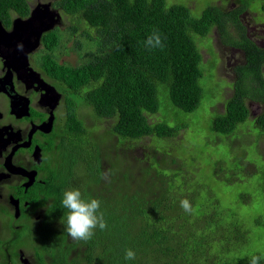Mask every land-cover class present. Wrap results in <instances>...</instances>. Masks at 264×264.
<instances>
[{
    "label": "trees",
    "instance_id": "16d2710c",
    "mask_svg": "<svg viewBox=\"0 0 264 264\" xmlns=\"http://www.w3.org/2000/svg\"><path fill=\"white\" fill-rule=\"evenodd\" d=\"M166 1H48L54 9L70 16L72 35L79 32L83 23L96 31V36H86L95 44L96 51L78 66L60 63L55 53L63 46V38L55 31L44 40L45 53L36 65L81 93L80 105L95 118L113 119L112 129L104 131L102 136L109 141L116 138L119 146L146 137L170 139L178 135L180 128L149 122L148 114L157 115L160 108L157 84L166 86L171 104L180 111L193 113L200 107L202 47L199 50L192 34L207 37L216 29L222 39L231 41L246 56L245 65L235 70L237 81L225 112L213 122L215 133L230 136L248 122V100L264 105V47L248 36L241 21L242 9L252 8L254 0H240L246 4L232 11L210 6L197 19L192 17L189 7L177 4L167 7ZM258 1L264 12L263 0ZM0 5L20 16H27L30 11L28 0H0ZM229 25L238 31L239 41L229 38ZM153 30L162 35V49L144 47L143 42ZM78 45L77 50H83L84 44ZM73 122L74 137L67 155L84 171L93 172L96 167L93 147L80 148L94 136L80 132L84 127L76 117ZM255 122L264 133V112ZM255 122H252L254 127ZM128 144L131 149L133 146ZM151 170L154 169L147 171L145 179L151 176ZM154 171L151 183L162 187L157 195L148 192L147 186L151 183L145 187L140 184L136 195L133 190L123 191L122 197L113 195L111 205L121 211L113 218L119 220L117 225L109 233L101 231L103 238L95 256L72 264H249L253 255L264 257V241L258 244L255 240V235L264 234L263 217L254 219V227H247L246 217L239 215V209H225L219 202L197 206L193 199L184 197L185 185L191 183L187 179L191 178H170L169 181L166 174ZM131 182L133 171H127L123 179L125 191ZM169 182L174 187L172 197L166 191ZM181 198L190 201L191 213L181 209ZM242 201L246 202V198ZM108 218L107 213L104 219ZM126 249L136 253L134 260H125ZM0 264L5 263L0 260ZM260 264H264V259Z\"/></svg>",
    "mask_w": 264,
    "mask_h": 264
},
{
    "label": "flooded vegetation",
    "instance_id": "af4514ba",
    "mask_svg": "<svg viewBox=\"0 0 264 264\" xmlns=\"http://www.w3.org/2000/svg\"><path fill=\"white\" fill-rule=\"evenodd\" d=\"M28 3L27 16L0 5V25L5 31L12 32L15 20H27L35 7L48 2ZM61 15L60 27L45 33L39 50L29 56L30 66L40 77L34 74L26 83L14 74V90L10 84L8 51L0 46V260L5 264H72L95 256L103 238L99 228L87 242L73 241L64 230V191L77 188L84 199L100 200V211L110 217L106 219L109 233L119 221L113 218L121 212L111 205V197H122L123 191L133 190V182L126 191L123 186L127 171H133L131 164L126 167L122 159L113 160L112 154L119 153V148L109 147L102 136L113 119L95 118L80 105L81 93L36 65L45 53L43 42L48 34L58 31L63 38L71 32L70 19ZM63 27L67 32H61ZM15 95L19 105L12 109L11 97ZM74 117L84 127L80 132L94 136L80 148L93 147V172L84 171L67 155L74 137Z\"/></svg>",
    "mask_w": 264,
    "mask_h": 264
},
{
    "label": "rangeland",
    "instance_id": "374dc122",
    "mask_svg": "<svg viewBox=\"0 0 264 264\" xmlns=\"http://www.w3.org/2000/svg\"><path fill=\"white\" fill-rule=\"evenodd\" d=\"M258 2L254 0L252 8L242 9L241 21L248 36L264 47V12ZM166 4L167 7L175 4L189 7L192 17L197 19L210 6L232 11L242 8V4L246 3L240 0H167ZM61 32H67L66 27ZM87 35L96 36L97 33L86 23L80 26L76 35L70 32L64 34L63 46L55 53L59 62L70 66L84 63L88 55L96 51L95 44L86 38ZM191 36L199 50L202 47L203 63L200 68L203 77L200 85L203 97L200 107L193 113L180 111L171 104L166 86L157 84L159 112L157 115L148 114L150 124L163 122L171 128H180L178 135L170 139L146 137L128 142L133 146L131 149L128 143L119 146L116 138L106 142L109 147L119 148V153L112 154L113 160L122 159L126 167L131 163L135 195L140 184L145 187L151 183L152 176H155L154 170L166 174L169 181L170 178L189 177L191 179L187 180L191 183L185 185L184 197L193 199L197 206L219 202L225 209H239V215L246 217V226L254 227L255 218H264V133L255 122L264 112V105L248 100L250 120L240 125L230 136L215 133L213 122L217 115L225 112L226 102L232 97L237 81L235 70L245 65L246 56L231 41L227 43L222 39L216 29L207 37ZM228 36L233 42L239 41V33L233 25L228 26ZM79 43L84 44L83 50H77ZM252 122H255L256 127ZM109 128L105 127L103 131ZM151 167L154 170L145 179ZM161 189L157 183L147 186L148 192L154 196ZM173 189V183H167L166 191L170 192L171 197ZM242 198H246V202ZM255 238L260 244L264 241V234L255 235Z\"/></svg>",
    "mask_w": 264,
    "mask_h": 264
},
{
    "label": "water",
    "instance_id": "95a60500",
    "mask_svg": "<svg viewBox=\"0 0 264 264\" xmlns=\"http://www.w3.org/2000/svg\"><path fill=\"white\" fill-rule=\"evenodd\" d=\"M61 19V12L54 9L52 3H41L32 10L27 20H15L12 32L8 33L0 25V46H5L8 51L7 59L12 88L14 74L17 75L18 80L26 83L30 82L29 78L34 74L40 77V74L30 66L29 56L39 50L45 33L60 27ZM11 100L12 109L17 108L18 96H12ZM24 263L28 264L27 261Z\"/></svg>",
    "mask_w": 264,
    "mask_h": 264
},
{
    "label": "clouds",
    "instance_id": "9594fccd",
    "mask_svg": "<svg viewBox=\"0 0 264 264\" xmlns=\"http://www.w3.org/2000/svg\"><path fill=\"white\" fill-rule=\"evenodd\" d=\"M148 50L163 48V38L158 30H153L143 42ZM180 207L186 213L192 212V205L188 199L180 200ZM61 205L67 210L64 217V230L68 236L76 242H87L95 235V230H107L108 225L104 219V213L100 211L101 201L96 198L84 199L77 188L64 191ZM125 260H134L136 253L132 249H126ZM261 256H251L249 264H260Z\"/></svg>",
    "mask_w": 264,
    "mask_h": 264
}]
</instances>
